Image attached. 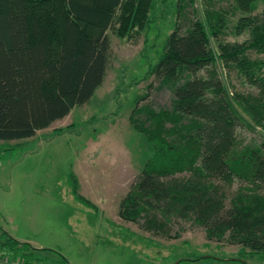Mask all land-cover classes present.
I'll return each mask as SVG.
<instances>
[{
    "label": "trees",
    "instance_id": "16d2710c",
    "mask_svg": "<svg viewBox=\"0 0 264 264\" xmlns=\"http://www.w3.org/2000/svg\"><path fill=\"white\" fill-rule=\"evenodd\" d=\"M231 1L247 14L235 27L236 34L249 32L247 41L217 42L225 20L212 12L193 21L184 34L175 27L146 73L171 86L173 99L169 110L139 106L147 94L133 99L128 121L150 153L138 182L121 200L118 215L133 223L144 216L150 229L163 228L154 212L167 219L175 215L202 226L208 240L221 241L227 233L231 244L264 253V197L239 194L225 207L223 195L208 182L217 172H224L227 181L264 177V143L236 152L233 140L235 120L264 133V61L247 55L254 51L264 56V9L250 16L257 0ZM153 3L0 0V141L30 139L88 103L109 67L107 32L112 30L121 40L135 38L149 25ZM216 58L256 87L258 96L236 95L230 100L214 69L207 78L195 76L203 67L214 66ZM184 173L189 174L187 179L175 178ZM76 188L74 181V192ZM43 251L47 257L39 256ZM0 253L21 254L45 264H53V256L66 263L51 250L17 242L5 232Z\"/></svg>",
    "mask_w": 264,
    "mask_h": 264
},
{
    "label": "rangeland",
    "instance_id": "374dc122",
    "mask_svg": "<svg viewBox=\"0 0 264 264\" xmlns=\"http://www.w3.org/2000/svg\"><path fill=\"white\" fill-rule=\"evenodd\" d=\"M153 5L149 25L135 38L121 40L112 30L107 32L109 67L103 85L88 103L30 139L0 141V241L5 232L17 242L51 250L78 264H264V253L231 244L227 233L221 241L208 240L205 229L190 219L175 215L167 219L154 212L162 229H150L144 216L130 222L135 228L113 221L112 212L138 182L150 153L128 121L133 99L147 94L139 106L171 108L172 87L162 85L155 75L146 76L167 36L175 27L184 34L193 21L217 12L225 20L217 42L242 44L250 38L247 30L236 34L239 19L247 14L231 0H154ZM255 6L250 16L261 14L264 0H257ZM212 47L217 57V43L213 41ZM247 55L264 61L254 51ZM215 60L214 66L203 67L195 76L207 78L214 69L230 100L236 95L258 96V89L233 67ZM71 124L63 133H53ZM233 140L234 150L240 152L263 144L264 133L235 120ZM208 182L223 195L225 207L239 194L264 197L260 175L227 181L224 172H217ZM52 258L53 264H60ZM186 259L193 261H181Z\"/></svg>",
    "mask_w": 264,
    "mask_h": 264
},
{
    "label": "built area",
    "instance_id": "2783aa9c",
    "mask_svg": "<svg viewBox=\"0 0 264 264\" xmlns=\"http://www.w3.org/2000/svg\"><path fill=\"white\" fill-rule=\"evenodd\" d=\"M0 264H45V263L42 261L31 260L21 254L0 253Z\"/></svg>",
    "mask_w": 264,
    "mask_h": 264
},
{
    "label": "crops",
    "instance_id": "0c3cea01",
    "mask_svg": "<svg viewBox=\"0 0 264 264\" xmlns=\"http://www.w3.org/2000/svg\"><path fill=\"white\" fill-rule=\"evenodd\" d=\"M121 200V199H120ZM120 200H119V202H120ZM113 213V221H115V223H125L126 225H132V226H134V224L133 223H130V222H127V221H124V220H122L120 217H119V215H118V210H117V212H112ZM114 216H116V218L114 217ZM136 226H134V228H135ZM139 232V231H138ZM145 233V235L147 236V237H151V235L150 234H148L147 232H144ZM63 257V256H62ZM66 261V263L65 264H78V263H74V262H70L67 258H65V257H63ZM92 264H94V263H92Z\"/></svg>",
    "mask_w": 264,
    "mask_h": 264
}]
</instances>
